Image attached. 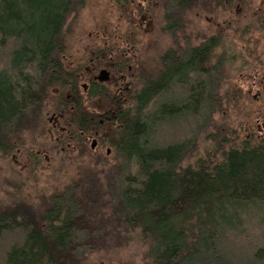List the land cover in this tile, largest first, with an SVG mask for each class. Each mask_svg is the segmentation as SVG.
Returning a JSON list of instances; mask_svg holds the SVG:
<instances>
[{
	"label": "trees",
	"instance_id": "1",
	"mask_svg": "<svg viewBox=\"0 0 264 264\" xmlns=\"http://www.w3.org/2000/svg\"><path fill=\"white\" fill-rule=\"evenodd\" d=\"M80 1L0 0V153L45 125L52 99L66 107L63 94L77 80L64 61L63 32ZM204 1L165 0L167 28L177 29L181 9ZM218 45L164 53L156 77L144 78L117 114L120 126L108 137L117 161L106 170L107 216L97 189L80 191L94 178L52 195L37 213L0 210V264H76L102 244L106 219L137 231L144 264H264V138L235 146L216 130L213 142L225 147L180 168L218 107L222 62H210ZM83 111L77 101L70 127L82 151ZM250 219L256 227L246 233Z\"/></svg>",
	"mask_w": 264,
	"mask_h": 264
},
{
	"label": "rangeland",
	"instance_id": "2",
	"mask_svg": "<svg viewBox=\"0 0 264 264\" xmlns=\"http://www.w3.org/2000/svg\"><path fill=\"white\" fill-rule=\"evenodd\" d=\"M121 1L125 2L122 7ZM126 1H80L64 25L67 66L91 46L128 38L135 44L134 82L138 90L144 78L156 77L161 70L164 53L182 47L185 39L188 44L196 45L210 34L218 35L220 44L212 55L214 61L223 58L220 100L210 123L200 131L193 147L180 162V168L195 166L201 158L208 159L206 156L216 154L223 145L225 147L227 140L238 146L243 140L264 138L263 0H206L193 8L181 9L176 14L181 19L180 26L173 31L166 28L165 0H146L150 5L149 19L146 16L140 18L133 11L137 1L144 4V0H135L134 5ZM56 103L52 99L47 104L46 123L41 128L43 134L38 127L26 131L16 149L7 154L0 153V210L18 207L27 213H37L52 195L80 180L94 178L92 185H82L80 191L97 189L101 198L97 205L105 217L110 211L106 204V170L117 161L113 148L105 142L91 148L92 140H88L81 143L82 151L76 142L67 146L52 139V134H59V129L53 128L49 121L56 111ZM103 103L102 98H93L85 107L99 111ZM216 130L224 132L225 144L224 141L218 145L213 142L212 134ZM98 131L107 135L109 128L98 125ZM231 137L234 139L230 140ZM108 146L109 154L106 155ZM103 158L106 160H101ZM105 222L102 244L85 253L76 264H144L148 258L147 247L137 231L122 227L116 221L106 219ZM255 223V220H247L246 233L256 227L253 226Z\"/></svg>",
	"mask_w": 264,
	"mask_h": 264
},
{
	"label": "flooded vegetation",
	"instance_id": "3",
	"mask_svg": "<svg viewBox=\"0 0 264 264\" xmlns=\"http://www.w3.org/2000/svg\"><path fill=\"white\" fill-rule=\"evenodd\" d=\"M264 1V0H263ZM134 5L135 0H127ZM125 2L121 1L120 6H124ZM135 10V11H134ZM150 5L144 0V4L141 1H137L136 9H133L140 18L149 19ZM146 16V17H145ZM164 20L165 11H164ZM178 23L174 25L180 26L181 19L178 18ZM166 26V28H167ZM173 26V24H172ZM171 26V29H172ZM168 29V28H167ZM218 35L210 34L196 45L186 44L188 41L185 39L183 48L198 47L199 44L210 40L212 43L218 40ZM219 44L220 41L218 40ZM134 43H130L128 38L126 41H112L103 42L100 45L91 46L89 50H85L80 53L79 56L73 58L68 68L73 72L76 81L75 88L69 86L67 93L65 94L66 107L62 106L56 109L49 118L51 126L59 129L58 136H52L55 141H61V143L70 146L71 143L76 142L74 140L75 133L70 131V127L73 126L74 116L76 113V103L81 101L84 106L83 114H80V122L86 129L83 131L81 126L77 128L78 135L81 136L83 141L92 140L91 144L99 145L102 142L109 143V131L113 127H119L117 123V114L120 113L126 105L130 102L135 89V53ZM181 47V48H182ZM218 47V46H217ZM211 48L210 62L214 64V55L212 52L215 48ZM220 59V58H219ZM221 64L223 65V58H221ZM102 98L103 104L99 111L88 110L85 105L89 99ZM79 99V100H78ZM80 113V112H79ZM99 126H106L109 131L106 133H99ZM264 126V124L262 125ZM250 135V134H249ZM107 136V137H106ZM105 140V141H104ZM110 147H106V155L109 154Z\"/></svg>",
	"mask_w": 264,
	"mask_h": 264
},
{
	"label": "water",
	"instance_id": "4",
	"mask_svg": "<svg viewBox=\"0 0 264 264\" xmlns=\"http://www.w3.org/2000/svg\"><path fill=\"white\" fill-rule=\"evenodd\" d=\"M93 147H94V143L91 144V148H93Z\"/></svg>",
	"mask_w": 264,
	"mask_h": 264
}]
</instances>
